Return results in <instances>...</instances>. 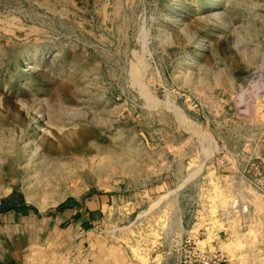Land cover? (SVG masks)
Listing matches in <instances>:
<instances>
[{
	"label": "rangeland",
	"instance_id": "rangeland-1",
	"mask_svg": "<svg viewBox=\"0 0 264 264\" xmlns=\"http://www.w3.org/2000/svg\"><path fill=\"white\" fill-rule=\"evenodd\" d=\"M15 192L39 213L0 231L75 199L114 242L187 208L263 244L264 0H0V204Z\"/></svg>",
	"mask_w": 264,
	"mask_h": 264
},
{
	"label": "crops",
	"instance_id": "crops-1",
	"mask_svg": "<svg viewBox=\"0 0 264 264\" xmlns=\"http://www.w3.org/2000/svg\"><path fill=\"white\" fill-rule=\"evenodd\" d=\"M82 209L53 214L42 226L21 229L20 220L18 226L0 231V264H176V246L187 237L199 248L221 250L230 264H264V243H249L246 237L240 242L248 233H240L224 216L194 217L187 208L183 215H153L145 221L146 237L114 242L92 226L93 220ZM87 221L91 227L84 226Z\"/></svg>",
	"mask_w": 264,
	"mask_h": 264
},
{
	"label": "built area",
	"instance_id": "built-area-1",
	"mask_svg": "<svg viewBox=\"0 0 264 264\" xmlns=\"http://www.w3.org/2000/svg\"><path fill=\"white\" fill-rule=\"evenodd\" d=\"M237 202L234 207H237ZM178 261L176 264H230L228 255L219 251L199 248L191 237L182 240L176 246Z\"/></svg>",
	"mask_w": 264,
	"mask_h": 264
},
{
	"label": "trees",
	"instance_id": "trees-1",
	"mask_svg": "<svg viewBox=\"0 0 264 264\" xmlns=\"http://www.w3.org/2000/svg\"><path fill=\"white\" fill-rule=\"evenodd\" d=\"M13 196H16L13 198ZM12 197L2 200L0 204V214L7 213L10 211H14L22 216H29L32 213L38 214V209L35 206L29 205L26 203L24 196L17 192L14 193ZM71 208H82V203L75 199H67L62 204L57 207V211L59 213L71 209ZM81 216L80 212L75 214V218H79ZM90 218L94 217V212L89 213ZM85 227H91V223L89 221L84 223Z\"/></svg>",
	"mask_w": 264,
	"mask_h": 264
}]
</instances>
